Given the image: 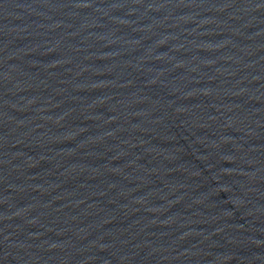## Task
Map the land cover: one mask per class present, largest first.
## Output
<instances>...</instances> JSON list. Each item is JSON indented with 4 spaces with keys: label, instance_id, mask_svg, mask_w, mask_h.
<instances>
[{
    "label": "water",
    "instance_id": "water-1",
    "mask_svg": "<svg viewBox=\"0 0 264 264\" xmlns=\"http://www.w3.org/2000/svg\"><path fill=\"white\" fill-rule=\"evenodd\" d=\"M0 264H264V0H0Z\"/></svg>",
    "mask_w": 264,
    "mask_h": 264
}]
</instances>
